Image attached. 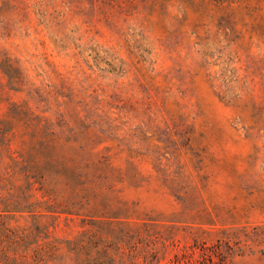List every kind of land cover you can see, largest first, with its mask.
Masks as SVG:
<instances>
[{
  "label": "rangeland",
  "instance_id": "1",
  "mask_svg": "<svg viewBox=\"0 0 264 264\" xmlns=\"http://www.w3.org/2000/svg\"><path fill=\"white\" fill-rule=\"evenodd\" d=\"M264 264V0H0V264Z\"/></svg>",
  "mask_w": 264,
  "mask_h": 264
},
{
  "label": "trees",
  "instance_id": "2",
  "mask_svg": "<svg viewBox=\"0 0 264 264\" xmlns=\"http://www.w3.org/2000/svg\"><path fill=\"white\" fill-rule=\"evenodd\" d=\"M199 257L197 260L184 259L177 260L175 264H232L226 260V258L217 252H199Z\"/></svg>",
  "mask_w": 264,
  "mask_h": 264
}]
</instances>
